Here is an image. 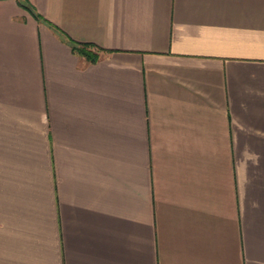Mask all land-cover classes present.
<instances>
[{"label":"crops","instance_id":"crops-1","mask_svg":"<svg viewBox=\"0 0 264 264\" xmlns=\"http://www.w3.org/2000/svg\"><path fill=\"white\" fill-rule=\"evenodd\" d=\"M0 264H264V0H0Z\"/></svg>","mask_w":264,"mask_h":264},{"label":"trees","instance_id":"trees-1","mask_svg":"<svg viewBox=\"0 0 264 264\" xmlns=\"http://www.w3.org/2000/svg\"><path fill=\"white\" fill-rule=\"evenodd\" d=\"M38 18V16H37ZM73 50L84 57H86L91 62H94L98 59L99 48L93 44H81L77 42H72Z\"/></svg>","mask_w":264,"mask_h":264}]
</instances>
